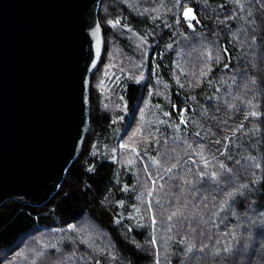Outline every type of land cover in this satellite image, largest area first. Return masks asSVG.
<instances>
[{
  "label": "trees",
  "instance_id": "obj_1",
  "mask_svg": "<svg viewBox=\"0 0 264 264\" xmlns=\"http://www.w3.org/2000/svg\"><path fill=\"white\" fill-rule=\"evenodd\" d=\"M98 17L83 149L47 204L0 207V264H264V0Z\"/></svg>",
  "mask_w": 264,
  "mask_h": 264
},
{
  "label": "water",
  "instance_id": "obj_2",
  "mask_svg": "<svg viewBox=\"0 0 264 264\" xmlns=\"http://www.w3.org/2000/svg\"><path fill=\"white\" fill-rule=\"evenodd\" d=\"M102 0H0V207L47 204L83 149Z\"/></svg>",
  "mask_w": 264,
  "mask_h": 264
},
{
  "label": "snow or ice",
  "instance_id": "obj_3",
  "mask_svg": "<svg viewBox=\"0 0 264 264\" xmlns=\"http://www.w3.org/2000/svg\"><path fill=\"white\" fill-rule=\"evenodd\" d=\"M237 2H239V0H237ZM192 10L189 9L186 13H185V16H188V13H190ZM252 115H255V113H252ZM215 175V174H213ZM225 251H228V249H225Z\"/></svg>",
  "mask_w": 264,
  "mask_h": 264
}]
</instances>
